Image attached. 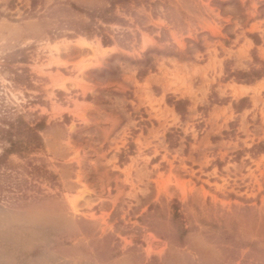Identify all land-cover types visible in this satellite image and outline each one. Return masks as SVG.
<instances>
[{
    "label": "rangeland",
    "instance_id": "374dc122",
    "mask_svg": "<svg viewBox=\"0 0 264 264\" xmlns=\"http://www.w3.org/2000/svg\"><path fill=\"white\" fill-rule=\"evenodd\" d=\"M0 104V264H264V0H0Z\"/></svg>",
    "mask_w": 264,
    "mask_h": 264
},
{
    "label": "trees",
    "instance_id": "16d2710c",
    "mask_svg": "<svg viewBox=\"0 0 264 264\" xmlns=\"http://www.w3.org/2000/svg\"><path fill=\"white\" fill-rule=\"evenodd\" d=\"M96 14L99 12H89L88 16L93 18ZM102 19L107 20L104 16ZM87 29L93 34L96 30H101L102 27L88 25ZM101 39L103 45L111 43V38L106 35H102ZM15 73L16 76L19 75L16 71ZM260 76L261 73L257 72L254 77ZM11 109V107L0 104V202L13 205L19 203L17 197L6 192L19 191V184L15 183L14 175L20 172L9 167V159L13 155L27 158L32 152L39 150L43 146L39 132L46 123L45 116L25 119L20 113L13 114Z\"/></svg>",
    "mask_w": 264,
    "mask_h": 264
},
{
    "label": "bare ground",
    "instance_id": "6f19581e",
    "mask_svg": "<svg viewBox=\"0 0 264 264\" xmlns=\"http://www.w3.org/2000/svg\"><path fill=\"white\" fill-rule=\"evenodd\" d=\"M106 48L107 47H103V46L100 47L101 50H106ZM76 198H77V196H75V198H72V204L73 205H74V202H75Z\"/></svg>",
    "mask_w": 264,
    "mask_h": 264
}]
</instances>
